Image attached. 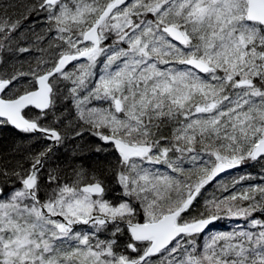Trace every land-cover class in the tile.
<instances>
[{
    "label": "snow or ice",
    "instance_id": "snow-or-ice-1",
    "mask_svg": "<svg viewBox=\"0 0 264 264\" xmlns=\"http://www.w3.org/2000/svg\"><path fill=\"white\" fill-rule=\"evenodd\" d=\"M0 264H264V0H0Z\"/></svg>",
    "mask_w": 264,
    "mask_h": 264
}]
</instances>
